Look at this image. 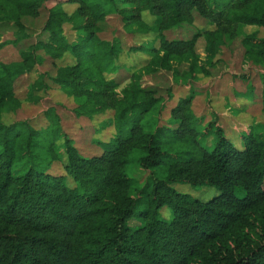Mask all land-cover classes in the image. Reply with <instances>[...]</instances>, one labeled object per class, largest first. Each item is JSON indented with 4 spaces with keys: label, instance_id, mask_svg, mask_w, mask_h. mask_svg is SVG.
I'll return each instance as SVG.
<instances>
[{
    "label": "trees",
    "instance_id": "obj_1",
    "mask_svg": "<svg viewBox=\"0 0 264 264\" xmlns=\"http://www.w3.org/2000/svg\"><path fill=\"white\" fill-rule=\"evenodd\" d=\"M47 5L35 42L19 51L18 61H0V118L20 109L16 83L34 72L28 102L39 104L53 84L74 101L76 118L109 114L100 130L110 136L91 139L101 153L86 157L53 107L44 111L40 129L26 120L0 121V264H264V134L250 126L238 148L215 113L202 126L191 110L192 84L210 75L227 40L241 27L264 30V0H0V28L18 34L8 43L27 39L24 18ZM142 13L154 18L153 26ZM114 17L128 33H156L150 46L127 48L150 60L122 87L109 76L124 69L125 47L118 36L101 37ZM200 38L203 58L196 53ZM5 44L0 30V50ZM241 45L245 59L261 69L264 113V39L245 35ZM46 61L51 70L39 71ZM158 72L171 74L170 87L144 84V76ZM175 87L187 94L172 106ZM135 150L143 153L136 160L142 169L166 164L165 178L151 176L136 197L124 172ZM56 164L62 172L50 174ZM177 184L218 194L200 201L177 192Z\"/></svg>",
    "mask_w": 264,
    "mask_h": 264
},
{
    "label": "rangeland",
    "instance_id": "obj_2",
    "mask_svg": "<svg viewBox=\"0 0 264 264\" xmlns=\"http://www.w3.org/2000/svg\"><path fill=\"white\" fill-rule=\"evenodd\" d=\"M49 6L51 7L52 5ZM49 6L47 5L42 8L39 15L35 18H24L29 37L20 42L17 46L8 43L17 37L18 34L15 30L12 27L0 28L2 32V41L6 42L4 47L0 50L1 62L13 63L18 61L19 51L35 42L46 19ZM64 8L67 12L73 10V6H69L68 8L67 5H65ZM141 19L149 26L154 25V18L148 15V13H142ZM197 27L199 29H209V27L202 26L199 22L197 23ZM66 28L65 34H67V37L72 36V33L68 30V25H66ZM251 34H256L258 38L264 39V30L261 28L254 26L239 28L235 36L227 40V43L222 48V52L214 59L213 65L208 67L210 75H200L197 81L192 84L195 97L191 104V110L195 117L203 120V126L211 121L212 113H218L226 128V137H228L233 144L235 143L234 145L238 148L241 146V136L245 134L242 132L244 127L251 126L253 127L252 131L254 133L258 134L259 132H263L264 134V113L259 97V91L262 88L261 81L259 80L261 77L259 74L261 69L252 65L245 59L244 50L241 45L242 38L245 35ZM155 35L156 33L153 30H150L147 34L135 32L128 33V31L123 29L117 17L110 18L107 22L106 30L103 31L101 37L110 40L113 36H118L125 47L120 59V62L123 63L125 67L109 77H117V79L122 80L121 87L126 85L129 82L130 74L147 65L150 60L147 54L129 52L127 48L141 43L150 46ZM153 44L157 46L156 39ZM204 46V40L200 38L196 44V53L200 58L204 57ZM183 68L182 66L179 70ZM38 70H51L49 61H46L40 68L38 67ZM35 75L34 72H31L18 79L15 93L16 97L21 102V107L16 112L3 114L0 121L5 124H10L26 120L35 129H40L46 126V120L43 115L44 111L49 107H53L61 119L64 132L74 140L75 146L79 149V152L86 155V157H89L88 155H92L93 153L100 154L101 150L91 143V139L99 137L101 140H107L109 138V130H100V123L104 118L108 117L109 114L95 116L93 119H87L85 117L76 118L72 112V109L75 107L74 101L71 98L65 97L59 91L58 87L53 84H50L49 91L43 95V100L39 104L35 105L28 102L25 91L27 90L28 84L35 79ZM238 75H246L248 79L244 81L239 79L237 77ZM143 82L146 85L152 84L168 88L172 85V78L170 73L158 72L144 76ZM251 86H255V90H248ZM186 94L187 92L183 90L175 92L172 104L175 105L177 100ZM163 97H166V92L163 93ZM153 115V113L150 114V116ZM256 125L260 126L256 127ZM212 136L214 137V135ZM206 141L205 137L199 138L201 147L206 148L207 151H211L214 146L208 145ZM214 143L213 141L212 144ZM142 155L143 153L139 150L131 152L128 157V163L124 167L125 175L131 180L130 194L134 197H136L137 194L144 189L146 184L150 182L151 176L158 179L165 178L166 176L165 163H161L151 170H145L139 167L136 160ZM48 172L56 175L62 172V168L60 165L56 164L51 166ZM67 184L70 185L69 182ZM173 188L177 192L188 194L200 201H208L218 194L214 188L209 187L194 188L189 185L177 184L174 185ZM146 190H149V188ZM236 195L241 198L243 196L242 190L237 189ZM145 199L148 200L149 196L145 197ZM144 208L143 204L139 205L136 209V213L143 211ZM161 215L163 218L169 219L170 212L164 208L161 210Z\"/></svg>",
    "mask_w": 264,
    "mask_h": 264
},
{
    "label": "crops",
    "instance_id": "obj_3",
    "mask_svg": "<svg viewBox=\"0 0 264 264\" xmlns=\"http://www.w3.org/2000/svg\"><path fill=\"white\" fill-rule=\"evenodd\" d=\"M176 88V89H175ZM174 89H175V91H174V96H175V92H177V91H180L181 89L179 88V87H175ZM183 91H185V90H183ZM260 95V94H259ZM183 97V96H182ZM260 97V96H259ZM173 100H174V97H173V99H172V101H171V104H172V102H173ZM178 101V100H177ZM172 106H173V104H172ZM216 114V113H215ZM216 116H218V119H219V123L221 124V126L223 127V129H224V132H225V135H226V128H225V126H224V124H223V122H222V118H221V116L217 113L216 114ZM248 128L249 127H244V129L242 130V132H247L248 131ZM228 138V137H227ZM229 139V138H228ZM235 144V143H234Z\"/></svg>",
    "mask_w": 264,
    "mask_h": 264
}]
</instances>
